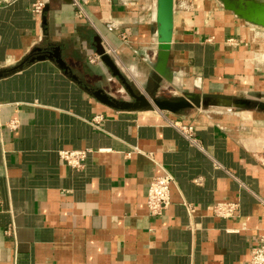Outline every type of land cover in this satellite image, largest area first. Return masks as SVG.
<instances>
[{
    "label": "crops",
    "instance_id": "obj_1",
    "mask_svg": "<svg viewBox=\"0 0 264 264\" xmlns=\"http://www.w3.org/2000/svg\"><path fill=\"white\" fill-rule=\"evenodd\" d=\"M77 1L49 0L40 18L34 0L0 6V72L39 47H60L71 70L36 59L0 78V264H247L264 235V111L109 106L93 90L130 96L95 39L146 96L264 101V28L221 0H174L166 78L155 70L158 0ZM170 120L192 126L198 145ZM64 149L90 152L74 168ZM164 174L171 202L153 216L148 186ZM222 202L238 205L234 216L214 213Z\"/></svg>",
    "mask_w": 264,
    "mask_h": 264
},
{
    "label": "water",
    "instance_id": "obj_2",
    "mask_svg": "<svg viewBox=\"0 0 264 264\" xmlns=\"http://www.w3.org/2000/svg\"><path fill=\"white\" fill-rule=\"evenodd\" d=\"M226 9L232 11L241 19L264 28V3L257 0H221ZM173 11L174 0H158L157 22L160 46L157 56L155 70L162 76L169 78L168 62L170 58L171 39L173 35ZM97 53L102 61L110 68L112 73L117 76L125 85L129 92L130 99H119L108 93L102 88L93 90V94L101 102L122 110H142L156 108L173 114H179L186 109L194 107H217L228 109H257L264 111V101L244 97H225V96H202L200 93H185L180 96H161L150 93L149 96L141 93L129 82L122 73L115 60L105 51L99 38L95 39ZM40 53V54H39ZM50 58L57 61L59 66L71 72L70 67L63 60L60 47L36 48L28 58L18 66L0 72V78L8 73L22 68L27 62L36 59ZM76 78V77H75ZM77 79V78H76Z\"/></svg>",
    "mask_w": 264,
    "mask_h": 264
},
{
    "label": "built area",
    "instance_id": "obj_3",
    "mask_svg": "<svg viewBox=\"0 0 264 264\" xmlns=\"http://www.w3.org/2000/svg\"><path fill=\"white\" fill-rule=\"evenodd\" d=\"M17 0H0V6L1 5H8ZM49 0H34V2L31 5V12L37 16L41 17L44 13V9L47 5ZM75 4L79 5V2L77 0H74ZM179 2L182 4L184 8L190 9L194 5V0H179ZM80 6V5H79ZM82 8L80 7V10ZM83 14V11L81 10V13ZM228 42L231 45H236L237 40L235 38H230ZM108 53H113L115 50H113L111 47H108V50H106ZM100 56L94 55L90 57V62L97 63L99 62ZM103 122L102 116H95L93 118V123L97 127H101ZM170 123L173 125H176L178 129L182 132V134L190 140L193 144L198 145V140L195 137L194 128L192 126H186V125H178L177 122H173L170 120ZM9 126L11 128H17L18 127V121H11L9 122ZM90 152L89 149H64L59 152L61 159L68 165L74 167V168H81L84 165V162L88 156V153ZM173 182V176L171 174H164L160 176H155L147 190V196H146V204L148 211L153 216H159L164 213V211L168 208L171 202L170 197V186ZM0 204H1V196H0ZM190 211H193V208L191 205L187 206ZM238 208V205L234 202H222L218 203L214 206V213L217 216L220 217H232L235 215L236 210ZM12 228H9L7 232H10ZM247 264H264V235L260 238V243L253 247L251 250V256Z\"/></svg>",
    "mask_w": 264,
    "mask_h": 264
},
{
    "label": "rangeland",
    "instance_id": "obj_4",
    "mask_svg": "<svg viewBox=\"0 0 264 264\" xmlns=\"http://www.w3.org/2000/svg\"><path fill=\"white\" fill-rule=\"evenodd\" d=\"M252 97V96H251Z\"/></svg>",
    "mask_w": 264,
    "mask_h": 264
}]
</instances>
